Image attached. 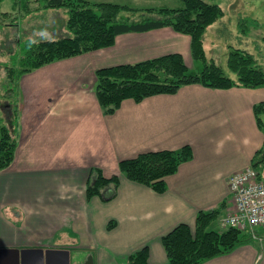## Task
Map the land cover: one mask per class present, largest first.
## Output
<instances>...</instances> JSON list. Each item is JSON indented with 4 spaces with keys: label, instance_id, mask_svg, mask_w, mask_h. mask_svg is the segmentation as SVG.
Returning a JSON list of instances; mask_svg holds the SVG:
<instances>
[{
    "label": "crops",
    "instance_id": "1",
    "mask_svg": "<svg viewBox=\"0 0 264 264\" xmlns=\"http://www.w3.org/2000/svg\"><path fill=\"white\" fill-rule=\"evenodd\" d=\"M172 53L190 69L191 36L170 26L129 31L111 46L21 76L16 154L0 170V250H7L1 264H15V251L48 249L68 251L69 264H127L145 245L151 264H167L162 236L179 223L194 229L200 211L218 209L209 228L223 230L221 219L232 208L229 176L252 165L264 146L254 112L264 85L187 84L139 102L126 98L110 114L95 93L98 69ZM185 145L193 154L165 178L163 192L119 170L122 159ZM94 169L117 174L118 186L88 197ZM254 233L259 238L248 232L249 241L200 264H264V226Z\"/></svg>",
    "mask_w": 264,
    "mask_h": 264
},
{
    "label": "trees",
    "instance_id": "2",
    "mask_svg": "<svg viewBox=\"0 0 264 264\" xmlns=\"http://www.w3.org/2000/svg\"><path fill=\"white\" fill-rule=\"evenodd\" d=\"M3 1L0 0V16L10 14L1 10ZM182 1V7L138 8L89 0H22L27 12L33 10L31 2H37L36 9L66 8V26L71 34L29 44L18 67L13 69L14 75L21 77L51 62L111 46L119 33L170 26L191 36L192 57L203 63L202 69L191 71L179 53L98 69L95 93L104 113H113L126 98L139 102L155 94L176 93L187 84L198 83L211 88H255L264 85V70L257 58L248 51L235 49L230 52L227 66L235 77L225 73L221 66L207 58L204 33L223 16L222 7L210 0ZM17 3L14 0V9L18 8ZM254 112L259 126L264 128V102L255 104ZM16 123L17 108L13 106L7 121L3 119L0 122V170L8 167L15 158L18 145ZM192 154L189 145L178 150L147 151L120 160L119 170L128 179L163 192L166 190L165 178L175 173L179 165L190 159ZM252 166L256 169L264 167V146L255 154ZM93 171L96 176L87 185L88 197L102 196L103 189L110 184L118 186L117 174L106 177L100 169ZM218 214V209L202 210L197 215L194 229L187 223H179L164 234L162 243L168 257L167 264H200L229 253L250 240L247 232L238 229H210ZM127 264H151L149 247L145 245L131 253Z\"/></svg>",
    "mask_w": 264,
    "mask_h": 264
},
{
    "label": "rangeland",
    "instance_id": "3",
    "mask_svg": "<svg viewBox=\"0 0 264 264\" xmlns=\"http://www.w3.org/2000/svg\"><path fill=\"white\" fill-rule=\"evenodd\" d=\"M90 2H112L131 7H182V0H89ZM219 4L224 14L204 33L206 55L221 66L225 73L234 77L227 66L231 51L241 49L252 53L264 70V0H210ZM18 8L11 9L12 0H4L2 11L10 14L0 16V119L7 121L11 108L19 98L20 76L14 75L15 68L25 48L42 39H58L70 35L66 26V8L36 9L26 11L22 0ZM190 69L198 72L202 62L193 61ZM264 118V116H263ZM245 232V231H243Z\"/></svg>",
    "mask_w": 264,
    "mask_h": 264
},
{
    "label": "built area",
    "instance_id": "4",
    "mask_svg": "<svg viewBox=\"0 0 264 264\" xmlns=\"http://www.w3.org/2000/svg\"><path fill=\"white\" fill-rule=\"evenodd\" d=\"M228 184L232 208L221 219V227L252 232L259 238L254 229L264 226V171L248 166L231 174Z\"/></svg>",
    "mask_w": 264,
    "mask_h": 264
},
{
    "label": "water",
    "instance_id": "5",
    "mask_svg": "<svg viewBox=\"0 0 264 264\" xmlns=\"http://www.w3.org/2000/svg\"><path fill=\"white\" fill-rule=\"evenodd\" d=\"M7 250H0V253H5ZM15 264H30L31 256L37 254L34 264H50L52 260H57L62 264H69L68 251L65 250H51L45 252L43 250H23L21 252L15 251ZM56 255V256H55ZM1 264V262H0Z\"/></svg>",
    "mask_w": 264,
    "mask_h": 264
}]
</instances>
